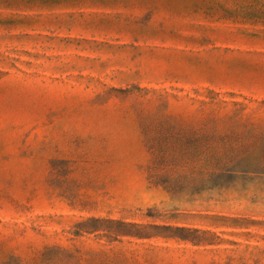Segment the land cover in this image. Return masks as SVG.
Instances as JSON below:
<instances>
[{
	"label": "rangeland",
	"instance_id": "1",
	"mask_svg": "<svg viewBox=\"0 0 264 264\" xmlns=\"http://www.w3.org/2000/svg\"><path fill=\"white\" fill-rule=\"evenodd\" d=\"M0 264H264V0H0Z\"/></svg>",
	"mask_w": 264,
	"mask_h": 264
}]
</instances>
